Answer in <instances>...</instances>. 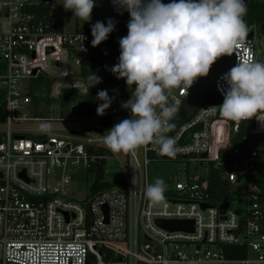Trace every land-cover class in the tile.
<instances>
[{"label": "built area", "instance_id": "obj_1", "mask_svg": "<svg viewBox=\"0 0 264 264\" xmlns=\"http://www.w3.org/2000/svg\"><path fill=\"white\" fill-rule=\"evenodd\" d=\"M253 2L264 17V0ZM54 3L0 0V264H264V193L255 184L264 171L252 172L264 160L257 146L264 147V111L236 122L219 107L227 89L221 77L237 58L258 61L254 37L264 33V22L248 26L252 38L233 50L232 65L215 79L220 105L202 107L173 135L165 133L177 150L169 157L154 143L132 153L114 152L105 143L107 115L77 113L87 93L80 70L89 63L91 39L58 31ZM106 6L116 10L113 0ZM37 7L49 9L52 20ZM193 86L169 94L168 104L176 108L169 124ZM71 88L77 92L61 94ZM243 124L249 127L242 138L247 146L231 147ZM111 156L122 171L110 180L106 162ZM173 158L179 170L172 189L164 202L152 204L145 195L148 165ZM101 161L103 181L111 186L91 194L89 170L94 174ZM210 167L219 169L229 185L228 200L217 201ZM81 172L92 181L85 199L77 202L69 188ZM233 201L245 208L233 209ZM162 221H190L192 231H168L159 226Z\"/></svg>", "mask_w": 264, "mask_h": 264}, {"label": "clouds", "instance_id": "obj_2", "mask_svg": "<svg viewBox=\"0 0 264 264\" xmlns=\"http://www.w3.org/2000/svg\"><path fill=\"white\" fill-rule=\"evenodd\" d=\"M119 13L130 19L127 35L119 39L118 63L111 71L128 86L135 85L126 102L131 118L112 126L105 137L114 152L132 153L149 143L158 145L161 155H176L175 140L166 136L176 111L169 106V94L181 87L189 89L198 77H206L218 58L232 55L248 36L245 0H113ZM63 8L81 20L92 19L95 0H63ZM115 29L109 18L91 25V44L98 46ZM238 62L221 79L223 92L221 114L236 122L249 120L264 111V62L237 58ZM94 83L102 82L94 73ZM102 101L96 109L103 116L111 106L107 90H100ZM159 109V111H158ZM167 185L162 178L145 189L150 203L164 202Z\"/></svg>", "mask_w": 264, "mask_h": 264}, {"label": "trees", "instance_id": "obj_3", "mask_svg": "<svg viewBox=\"0 0 264 264\" xmlns=\"http://www.w3.org/2000/svg\"><path fill=\"white\" fill-rule=\"evenodd\" d=\"M252 4H247V15L244 17L247 25L259 24L264 22V17L262 14L261 6H255ZM101 0H95V9H101ZM108 9V19L112 18L115 22L114 31L109 34L108 39L103 41L96 47H93L91 44L90 47V59L89 63L86 67H82L80 70V76L87 83V93L83 96L77 106V113L87 116H99L97 115V107L102 101L97 99V93L100 90H107L109 96L112 98L111 106L106 110L104 115L111 116L115 113V110H124L127 105L126 102L133 96L135 91V85L128 86L126 84L125 79H118L116 75H114L111 71V68L118 63V58L120 55V47H119V39L127 35V22L129 18V14L124 11L122 14L117 10ZM36 12H41L47 19L52 20V16L49 15V9H44L37 7ZM56 29L58 31H62L63 23L62 19L54 20ZM76 32L87 34L91 41L93 39L91 35V29L88 28L84 31L79 29H75ZM94 73L99 76L102 80L101 83L96 84L91 87L94 81H91L89 77ZM42 83V80L40 81ZM43 84V83H42ZM70 98L74 99L76 96L72 95ZM119 111V112H120ZM118 113V112H117ZM0 117H2V111L0 112ZM249 135V127L247 124L241 125L237 134L231 137L230 146L231 147H244L247 144L242 142L243 137H247ZM104 161H101L95 165V172L93 174V169L89 170L93 175L92 185L90 187V193L94 194L98 190L110 187L108 181L105 180L104 174L102 171V166ZM209 179L210 186L214 188L216 193L217 201H226L228 200V188L229 185L222 179L221 173L219 169L209 168ZM255 184L258 186L260 191L264 193V172H262L257 179L255 180ZM241 254L235 256H228L230 258L241 257Z\"/></svg>", "mask_w": 264, "mask_h": 264}, {"label": "rangeland", "instance_id": "obj_4", "mask_svg": "<svg viewBox=\"0 0 264 264\" xmlns=\"http://www.w3.org/2000/svg\"><path fill=\"white\" fill-rule=\"evenodd\" d=\"M63 0H55L53 15L56 18L62 19L63 23V32L66 34H70L75 32V29H79L84 31L88 28L91 29V25L96 23L97 21L104 22L107 24L108 21V9H107V0H101V9H95L92 12V19L90 21H84L74 16L72 11H66L62 6ZM248 4L254 5L253 0H251ZM255 7V6H254ZM111 34V33H110ZM254 43L257 46V50L262 53L264 49V33H260V35H256L254 37ZM260 54L256 55V60L259 62ZM72 99V98H70ZM120 110H114L113 113H117ZM259 159H264V147L258 149ZM120 160L124 162L123 154H118ZM140 158V156H139ZM179 169L177 168V161L173 159L161 160L155 163H150L147 168V183L148 185L154 183L156 178H162L166 185L167 190L165 193L172 189V177L176 174ZM122 171L121 166L115 157L111 156L106 162V172L108 178L114 179L120 172ZM264 171V160L260 161L256 164V167L252 170V172H262ZM92 179H86V176L83 172L79 173L77 177H75L72 181V185L69 188L71 192L70 197L77 202H82L86 195L89 192V185ZM231 207L233 209H238L242 211L245 208L243 203L238 204L236 201L232 202Z\"/></svg>", "mask_w": 264, "mask_h": 264}, {"label": "water", "instance_id": "obj_5", "mask_svg": "<svg viewBox=\"0 0 264 264\" xmlns=\"http://www.w3.org/2000/svg\"><path fill=\"white\" fill-rule=\"evenodd\" d=\"M247 4V0H245ZM261 30L264 31V24L261 25ZM253 34H248L247 38H252ZM51 51V50H48ZM233 63V56L232 55H226L218 58V60L211 66L209 73L206 77H198L196 81L194 82L193 89L189 93L188 96H186L182 104L179 108V111L176 115V117L171 122L170 126L173 124H176L174 130H169L166 133L167 135H173L176 129L184 124L185 122L189 121L198 110H200L202 107L206 106H218L221 103V100L218 96V94L215 91L214 88V81L217 78L218 75L224 73ZM76 89H62L61 94H74L76 93ZM131 118V112L129 109L125 108L124 110L115 113L111 116H108L103 120L104 125L108 127H112L115 124L119 123L120 121L124 119ZM254 118L250 121V129L251 131L254 130ZM259 148L261 146L257 145ZM206 155L203 154L202 157L204 158ZM241 177H238L237 182ZM227 204L222 205L220 207L221 214L224 213L225 209L227 208ZM206 206H202V208H205ZM159 226L165 230L168 231H192V222L190 221H162Z\"/></svg>", "mask_w": 264, "mask_h": 264}]
</instances>
